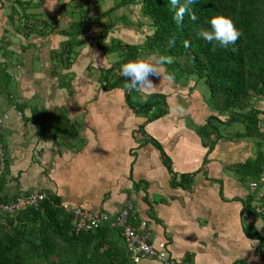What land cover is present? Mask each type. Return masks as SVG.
<instances>
[{
    "label": "crops",
    "instance_id": "1",
    "mask_svg": "<svg viewBox=\"0 0 264 264\" xmlns=\"http://www.w3.org/2000/svg\"><path fill=\"white\" fill-rule=\"evenodd\" d=\"M15 1L0 0V62L7 61L5 71L11 77L6 85L2 73L0 89V110L11 114L4 128L7 189L15 184L13 193L50 191L66 204L95 213L118 214L133 202L134 216L147 220L151 242L168 257L142 253L134 257L130 251L129 264H264V228L256 227L264 219L253 210L263 202L264 171L256 177L242 172L246 162L264 153V93L251 106L260 112L263 136L248 135L246 122H227L230 116L220 115L222 122L213 121L218 136L209 152L200 132L217 113L197 78L180 80L167 65L164 80L150 77L156 85L152 93L161 90L169 95V111L149 121L137 112L139 105L132 107L129 101L131 97L144 104L149 95L130 92L127 80L111 89L101 84L102 71L112 59L101 60L95 44L101 26L92 17L90 28L79 37L74 59L71 63L68 56L62 59L60 53L71 36L61 30L68 31L75 23L67 5L76 2L84 7L83 0H32L23 12ZM130 6L141 8L140 3L123 8L129 12ZM114 11L106 21L115 25ZM125 13L119 16L124 19L117 25L121 29L117 39L143 44L152 32L150 19L146 17L151 32L142 39L141 26L124 22ZM44 21L51 26L32 28ZM149 57L155 55L145 53L137 59ZM34 107L41 114L52 111L55 119L56 108L64 107L77 124L78 136L56 142L53 135L65 130L59 122L28 119ZM175 174L190 178L173 184ZM253 182L258 185L253 187ZM257 231L261 238L254 236Z\"/></svg>",
    "mask_w": 264,
    "mask_h": 264
},
{
    "label": "trees",
    "instance_id": "2",
    "mask_svg": "<svg viewBox=\"0 0 264 264\" xmlns=\"http://www.w3.org/2000/svg\"><path fill=\"white\" fill-rule=\"evenodd\" d=\"M31 3L32 0H16L14 5L23 12L24 9H29ZM139 3L144 16L150 19L153 27L145 42L128 44L120 39H113L110 44H105L104 41L114 26L112 21L105 20L106 17L119 7ZM191 7L197 20L190 21L186 15L181 24H177L173 18L175 8L170 0H120L114 7L99 14L95 19L101 26L98 48L107 55L123 51L124 57L102 71L101 84L106 89L122 86L126 79L120 75L121 66L136 60L142 54L172 56L173 62L167 64L169 71L177 78L195 77L199 81L203 80L209 89L210 107L217 114L210 117L209 123L200 132L209 152L214 148L218 136V127L213 121L217 119L222 122L220 115L228 114L230 117L227 122H246L248 135L263 136L258 126L260 112L251 106L254 98L264 93V0H196V4ZM20 12L16 14L19 15ZM217 15L232 18L241 30L242 35L235 44L224 47L216 42L208 43L197 36V31L201 28L210 30L209 22ZM27 17L31 18L30 14ZM85 18L90 19L88 14ZM19 19L22 20V14ZM43 23L45 28L51 26L48 21ZM42 29L44 30L41 28V31ZM87 29L85 24L77 21L68 31L61 30L71 36L60 53L62 59L68 56L66 60L71 63V55L82 41L79 37ZM173 36L176 43L170 48L168 42ZM186 40L191 45L188 48L184 47ZM0 65V73L5 74L4 80L9 85L11 77L5 71L8 63L5 60ZM116 69L119 76L115 79L110 75ZM61 85L64 86V83ZM166 97V94L157 92L151 93L144 104L133 102L131 97L129 101L132 107L139 105L138 113L145 114L149 121H153L168 113ZM246 109L248 112H245ZM28 119L45 122L44 114L37 107H34L33 114ZM55 122H59V128L65 130L64 134L56 131L53 135L56 142H59L60 137L70 140L78 136L77 124L66 113L57 114ZM1 141L6 144L4 133ZM166 163L170 166L169 162ZM262 171L264 153L259 154L257 159L246 162L242 172L256 177ZM185 178H190V175L177 177L175 174L173 184H183ZM6 181L5 170L0 176V198L5 203H10L15 196L29 194L8 193ZM64 204L57 194L47 191V197L37 206L24 205L14 213L0 212V264H129L131 252L125 242L122 226L114 225L110 221L93 230L77 231L74 217L64 209ZM253 210L258 214L255 207ZM262 216L264 219V214ZM141 222L140 218L131 216L134 226L139 227ZM256 233L258 231L254 236L261 238ZM236 264L247 263L241 261Z\"/></svg>",
    "mask_w": 264,
    "mask_h": 264
},
{
    "label": "clouds",
    "instance_id": "3",
    "mask_svg": "<svg viewBox=\"0 0 264 264\" xmlns=\"http://www.w3.org/2000/svg\"><path fill=\"white\" fill-rule=\"evenodd\" d=\"M170 2L175 8V15L173 18L177 22V24H181L186 15L188 16V20L190 21L197 20V16L191 7L192 5L196 4V0H170ZM209 23H210V30L207 28H201L197 31V36L208 43L216 42L221 46L228 47L229 45L235 44V42L242 35L241 30L237 28L235 21L228 16L225 15L214 16L211 18ZM175 43H176V39L173 36L172 38H170L168 45L171 48L175 45ZM190 46L191 45L189 41L187 40L184 41L185 48H188ZM173 59L174 58L172 56L160 55L155 57H149L147 59H137L134 61H129L121 66L120 75L128 81L127 88L130 92L135 91L145 96L150 95L152 93V90L156 87V85L153 83V80L150 79V77L162 76L164 80L166 78L164 76V71H165L164 66L167 64H171L173 62ZM4 146L5 148H7L5 143ZM6 152L7 151H5V156H4V163H5L4 168L6 167V162H5ZM18 196H24V195H18ZM18 196H15V198L13 197V199L10 201L11 202L15 201ZM257 205L254 206L255 209ZM133 215H135V211L133 212L132 216ZM256 227L259 230L261 228H264V224L258 223Z\"/></svg>",
    "mask_w": 264,
    "mask_h": 264
},
{
    "label": "built area",
    "instance_id": "4",
    "mask_svg": "<svg viewBox=\"0 0 264 264\" xmlns=\"http://www.w3.org/2000/svg\"><path fill=\"white\" fill-rule=\"evenodd\" d=\"M17 112H19V115L22 114L21 111L17 110ZM10 117V112L0 110V147L2 149L5 147L4 143L1 141L3 128L6 121L9 120ZM3 156L4 153L0 156L1 162H4ZM3 165L5 166V164ZM4 166L0 169H4ZM251 185L256 187L258 183L253 182ZM46 197L47 193L45 191H39L30 193L26 196H18L17 199L11 203H5L0 199V212L14 213L19 211L24 205L37 206ZM64 209L67 212L72 213L76 222L77 231H81L83 229L93 230L98 228L103 223L111 221L114 225L122 226L124 228L123 235L129 251L132 252V256L134 255L135 257L142 253L160 259H167L168 257L166 251L156 248V246L151 243L150 240L152 231L149 229L148 222L146 220L142 221L139 227H136L131 223V216L135 211L132 202H128L122 210L116 214V216L115 214L109 212L94 213L84 206H71L66 203L64 204ZM256 211L257 213L264 214V196L263 202L256 206Z\"/></svg>",
    "mask_w": 264,
    "mask_h": 264
},
{
    "label": "rangeland",
    "instance_id": "5",
    "mask_svg": "<svg viewBox=\"0 0 264 264\" xmlns=\"http://www.w3.org/2000/svg\"><path fill=\"white\" fill-rule=\"evenodd\" d=\"M73 1H75V0H73ZM83 1L85 3L84 4V7H82L80 4H76V2H75V4H72L70 2V3H68L67 6H68V11L72 10L73 13H74L73 14V19H74L73 22H77L78 21V23L85 24L88 28H90V23L91 22H90V20H87L85 18V15L88 14L89 15V18L92 17L94 19V21H95V19L97 18V16L99 14H102L103 12H105L106 10L114 7L115 4H118L120 2V0H89V2H88V0H83ZM72 11H70V12H72ZM123 12H126L125 13V18L128 19V21L127 20H124V22H133V25H135V27H138L137 24H139V26H141V27H139V30H141V34L143 33V35L141 37L142 39L145 38V36H146L147 33L151 32V30L148 27V19L146 18V16H144V14L142 12V9L139 6H134L132 8L130 6L129 7V12L128 11H125L123 7L117 8L116 9V12L114 11V13H112L113 15L111 16L112 20L115 22V25H114V27H113L112 32L110 33V35L104 41L105 44H110L109 42H111L115 38L117 39L116 35H119L120 34L121 29L119 27H117V25H119V23H121V20L124 19L122 17L121 18L119 17L121 14H123ZM131 15L134 16V17H136V21L134 20V18H132ZM106 19H108V17H106ZM84 22H86V23H84ZM35 24H36L37 27H32V28L38 29L39 27H43L42 25H44V23L38 24V22H35ZM116 28H117V31H116ZM98 36H97L96 41L94 39L95 44L98 41ZM75 54H76V50L71 55V61L74 59ZM122 55H123V51L115 52V53L112 52V53H110L108 55L101 51V60L103 58L105 59V57L108 58V59L111 58L112 61L111 62H108L107 65H106L107 68H109L110 66H112L113 64H115L118 60L124 59V57H122ZM0 68H2L1 65H0ZM169 72H171V71H169ZM117 74H118V70L116 69L114 71V73L111 74L110 76H112L113 78L115 77V79H116ZM0 76H2V73H0ZM170 78H174V77H170ZM12 79L14 80V77H12ZM178 79H180V80H188L189 78L180 77ZM175 80L177 81V78ZM192 80H196V79L194 78ZM189 82L190 81H187L185 84L188 85ZM200 82L202 83V84L199 83V86L201 87L200 90H202V89L205 90V93H206L207 97H209L210 92H209L208 87H206L204 85L203 80H200ZM160 92L161 93H164L161 90H160ZM164 94H166V93H164ZM166 95H167L166 100H167V103L169 104V100H168L169 95L168 94H166ZM132 96H134V95L132 94ZM177 98H178V100L180 101L181 104L185 103V100H183L181 96H178ZM246 110H248V109H246ZM52 113H53L52 111L49 112V114L48 113L46 114L45 112H43L44 118H45V122H55L56 121V119L53 118V114ZM63 113H66L67 114V111L64 110V107H58V108H56V114L61 115ZM17 114H18V116H20L19 115V112H17ZM61 130L64 131L63 128H61ZM0 150H1L0 151V156L3 153H4V156H5V151H8V148H5L4 147L2 149L0 147ZM6 160H7V152H6L5 162H6ZM0 161H1V159H0ZM3 164H5V163L4 162H0V168L4 166ZM7 167H9V166L6 165V167L4 169H0L1 172H2V173L0 172L1 173L0 176L5 172V170H7ZM7 179H9V175H7ZM7 181H6V188H7ZM7 190H8V193L12 194L16 190V185L15 184L14 185H11L10 184V188L7 189ZM133 205H134V209H135V204L133 203Z\"/></svg>",
    "mask_w": 264,
    "mask_h": 264
},
{
    "label": "bare ground",
    "instance_id": "6",
    "mask_svg": "<svg viewBox=\"0 0 264 264\" xmlns=\"http://www.w3.org/2000/svg\"><path fill=\"white\" fill-rule=\"evenodd\" d=\"M44 191V190H43ZM38 192V191H37ZM127 204V203H126ZM125 206V205H124ZM6 215H7V213H6Z\"/></svg>",
    "mask_w": 264,
    "mask_h": 264
}]
</instances>
